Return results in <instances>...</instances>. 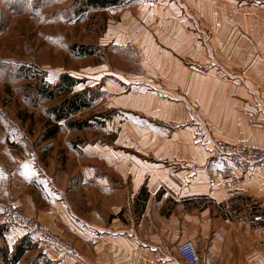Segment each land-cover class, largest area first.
Here are the masks:
<instances>
[{"label": "crops", "instance_id": "obj_1", "mask_svg": "<svg viewBox=\"0 0 264 264\" xmlns=\"http://www.w3.org/2000/svg\"><path fill=\"white\" fill-rule=\"evenodd\" d=\"M192 2L199 6L194 10L195 16L191 13L190 18L184 17L186 24L168 34L185 39L184 44H177L175 54L192 56L190 52L197 44L194 40L208 38L206 31L213 38L228 39L226 45L221 44L223 51L236 44V52L230 58L225 56L233 65L217 69L204 60L207 72L191 68L182 80L185 90L180 92L184 95L190 92L192 97L180 98L190 102L192 109L199 107L205 118H218L215 122L218 130H214L218 138L227 142L244 140L252 147L264 149V129L247 122L249 115L264 111V7H255L254 13H249L245 8L241 11L239 8L238 12L233 1L222 0L221 10L215 9L217 0ZM197 57L194 55V59ZM168 66L167 62L166 69ZM215 70H221L226 78L220 79ZM235 71L237 79L232 75ZM180 74L175 75V82ZM169 100L165 101L164 108L152 111L174 123L178 118L173 116L178 113L184 116V110L178 104L182 102L178 97ZM116 102L128 107L141 103V108L146 103L147 109L151 108L149 97H118ZM143 127H139L144 140L142 151L154 155L159 149L154 161L136 159L134 154L120 150L110 153L99 140L93 144L66 142L70 146L68 153L72 149V153L82 154L80 160L89 156L114 172L113 178L105 176L98 164H91L85 166L80 178L78 173L69 179V185L76 186L82 181L86 188L103 194L106 202H112L111 213L115 218L106 226L101 215L105 212L102 204L94 205L93 221L79 216L66 191L40 165L32 151L25 150L27 155L23 156L16 151L23 147L20 143L16 145L18 148L3 143L11 165L0 161L1 200L10 201L24 213L36 215L46 228L78 245L77 258L50 248L44 250L46 262L182 264L174 245L188 240L195 245L202 264H264L263 226L257 224L258 208L261 212L264 208V169L243 170L228 165L207 148L192 143L189 127L176 129L168 139L156 137L164 128L159 127L150 135L153 132ZM70 129L67 127L63 132L68 133ZM148 137L154 140L147 142ZM50 140L42 143L49 144ZM134 144L128 143L125 148L130 149ZM65 173L62 172L63 180H66ZM121 182L124 185L119 187ZM125 199L130 203L129 210L125 209ZM198 205L201 207L194 208ZM177 210L183 211L182 221L176 217ZM125 211L130 221L121 222L120 215ZM247 211L255 214L254 220L247 217ZM16 230L20 229H0V264H8L9 253H14L23 238L25 242L24 233ZM29 250L32 253L36 250L33 255L36 257L41 249L29 246Z\"/></svg>", "mask_w": 264, "mask_h": 264}, {"label": "rangeland", "instance_id": "obj_2", "mask_svg": "<svg viewBox=\"0 0 264 264\" xmlns=\"http://www.w3.org/2000/svg\"><path fill=\"white\" fill-rule=\"evenodd\" d=\"M83 1L0 0V137L4 139V142L0 139V161L11 165L3 143L15 145L16 148L20 143L23 147L16 149L17 153L23 156L27 155L25 150L34 153L40 165L55 177L56 183L66 191L73 209L79 216L93 221L95 217L92 212L96 210L94 205L102 204L105 212L101 215L104 218L103 225L106 226L115 218L111 213L112 202H106L103 194L86 188V183L82 181L77 182L76 186L69 185V179L78 173L80 178L85 166L91 164H98L100 173L105 176L113 178L114 172L89 156L84 155L85 159L80 160L82 154L76 155L71 152L72 149L68 153L70 146L66 142L69 141L72 145L80 141L93 144L95 140H99L104 144V149H110V153L120 150L134 154L136 159L154 161L159 149L154 155L152 150V154L142 151L141 142L144 140L139 129L143 127L142 124L146 125L143 128L153 132H149L150 135L159 127L164 128V132L156 137L167 139L176 129L189 127L192 130L193 124H199L213 140L220 139L214 133V130H218L215 124L218 118H205V115L200 114L199 107L192 109L190 102L181 99L180 97H192L190 92L186 91L185 95L180 92L185 90L181 84L191 68H200L207 72L203 67L207 63L217 69L233 65L229 58L236 52V44L223 51L221 44L226 45L225 40L228 39L213 38L206 31L210 35L208 38L194 40L197 44L190 52L192 56L175 54V47L177 44H184L185 39L170 37L168 34L180 28L183 23L186 24L185 18H190L191 13L195 16L194 10L199 6L195 5L193 0H116L114 5L96 8L85 7ZM217 1L219 3H214L215 9L221 10L219 4L222 0ZM227 1H233L238 12L239 8L240 11L245 8L249 13H254L252 11L255 7H264V0ZM191 19L189 21L193 22ZM194 55H198L197 59H194ZM204 60L206 64H203ZM167 62L169 66L166 69ZM215 71L220 79L226 78L221 70ZM176 74H180L177 82ZM62 75L72 79L71 93L59 92L52 100L41 96L38 87L52 89ZM232 75L237 79V71ZM78 96L80 99L73 104L77 109L71 111L73 97ZM118 97H149L151 108L147 109L146 103L145 108H141V103L137 107L120 105L116 102ZM177 97L182 101L178 104L182 105L184 110V116L179 113L173 116L177 117L178 121H166L152 111L164 108V105L170 102L169 99L175 100ZM61 109L65 113H71L67 119L56 121L55 115ZM167 111L173 112L170 109ZM51 123L58 127V131L50 137L52 140L49 144L42 143L46 140L43 138L45 132L52 127ZM69 123H83L84 126L82 129H76ZM67 127L71 128L70 132L64 133L63 130ZM152 140L154 139L151 137L146 139L147 142ZM191 141L200 146L193 141L192 136ZM240 141L244 140L228 142ZM128 143L135 144L127 149L125 147ZM63 171L66 172V180L61 178ZM122 184H118L119 187ZM19 186L21 187L20 184ZM119 196L122 194L119 193ZM125 200V209L129 210L130 203L128 199ZM0 201L24 213L10 201L1 198ZM198 206L194 208L201 207ZM258 211L260 213L257 214V224L263 226L264 237V208L263 212L261 208H258ZM24 214L41 223L36 215ZM175 214L178 220H183V211L177 210ZM246 215L254 220L255 214L252 212L247 211ZM119 220L127 222L128 213L125 211ZM11 228L20 229L16 230V233H24L26 238L24 243V238L20 242L23 252L13 264H49L45 260L44 250H56L55 248L31 236L22 227L0 226V229ZM61 237L75 247L76 255L69 256L56 251L64 256L77 258L78 245L64 236ZM178 243L174 245L175 252ZM29 246L41 249L36 257L33 256L36 250L30 252ZM12 258L13 254L9 253L8 259Z\"/></svg>", "mask_w": 264, "mask_h": 264}, {"label": "built area", "instance_id": "obj_3", "mask_svg": "<svg viewBox=\"0 0 264 264\" xmlns=\"http://www.w3.org/2000/svg\"><path fill=\"white\" fill-rule=\"evenodd\" d=\"M247 122L252 126L264 129V111L259 110L249 115ZM192 139L196 144L207 148L232 167L243 170L264 169L263 148L252 147L244 141L230 143L220 139L213 140L199 124H193ZM4 225L22 227L31 236L61 253L69 256L76 255L75 247L66 239L50 231L33 217L21 213L15 207L0 201V226ZM176 253L182 264H202V258L191 241L185 240L179 242L176 246Z\"/></svg>", "mask_w": 264, "mask_h": 264}, {"label": "trees", "instance_id": "obj_4", "mask_svg": "<svg viewBox=\"0 0 264 264\" xmlns=\"http://www.w3.org/2000/svg\"><path fill=\"white\" fill-rule=\"evenodd\" d=\"M116 3V0H84L83 1V4L85 7H92V8H96V7H104L106 5H114ZM72 85H73V81L70 77L66 76V75H62L60 78H59V81L57 83V85L52 88V89H49L48 87L47 88H42V87H38V92H40L41 96L45 97L46 99L48 100H52L53 98L56 97V94H58L59 92H61L62 94H69L71 93L72 91ZM74 101L71 102V106H72V110L71 111H75L77 109V107H75L73 104H75L77 102V99H80V97H73ZM82 99V98H81ZM83 101V99H82ZM81 101V102H82ZM84 104V103H83ZM64 110L61 109L59 113H57L55 115L56 117V121H59L61 119H67L71 113L70 112H63ZM52 127H50L48 129V131L45 132L43 138L44 139H47V138H50L52 137L57 131H58V127H56L55 124L51 123ZM73 128H76V129H82V127L84 126V124L82 123H75V124H70ZM23 252V247L20 246V247H17L13 253V258L11 260H9L8 264H13L15 263V261L19 258V256L21 255V253Z\"/></svg>", "mask_w": 264, "mask_h": 264}, {"label": "bare ground", "instance_id": "obj_5", "mask_svg": "<svg viewBox=\"0 0 264 264\" xmlns=\"http://www.w3.org/2000/svg\"><path fill=\"white\" fill-rule=\"evenodd\" d=\"M206 149V148H205ZM210 151V150H209Z\"/></svg>", "mask_w": 264, "mask_h": 264}]
</instances>
